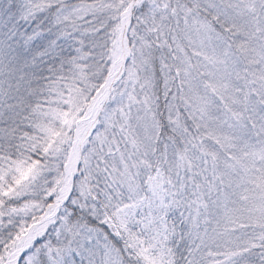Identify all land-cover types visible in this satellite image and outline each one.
<instances>
[{
	"label": "snow or ice",
	"instance_id": "6c2138e0",
	"mask_svg": "<svg viewBox=\"0 0 264 264\" xmlns=\"http://www.w3.org/2000/svg\"><path fill=\"white\" fill-rule=\"evenodd\" d=\"M0 264H264V0H0Z\"/></svg>",
	"mask_w": 264,
	"mask_h": 264
}]
</instances>
